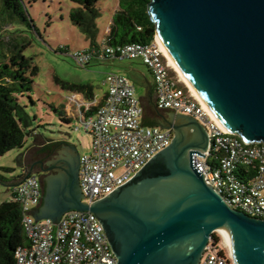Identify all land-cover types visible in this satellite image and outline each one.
<instances>
[{
	"label": "water",
	"instance_id": "obj_1",
	"mask_svg": "<svg viewBox=\"0 0 264 264\" xmlns=\"http://www.w3.org/2000/svg\"><path fill=\"white\" fill-rule=\"evenodd\" d=\"M147 13L155 40L221 126L264 144V0H150ZM141 100H151L149 91ZM157 110L168 115L167 126L157 127L173 132L171 144L92 205L83 202L74 146L41 147L57 156L44 164L50 174L33 218L58 223L66 212H90L117 264H198L214 231L236 264H264V219L230 208L193 165L208 146L201 124Z\"/></svg>",
	"mask_w": 264,
	"mask_h": 264
},
{
	"label": "built area",
	"instance_id": "obj_2",
	"mask_svg": "<svg viewBox=\"0 0 264 264\" xmlns=\"http://www.w3.org/2000/svg\"><path fill=\"white\" fill-rule=\"evenodd\" d=\"M76 65L87 67L93 58L139 60L153 77L157 109L191 117L206 132L204 158L193 155V165L232 209L264 219V144H248L226 131L169 65L155 37L148 45H107L106 37L91 48L71 53ZM100 100L74 93L79 121L91 137L90 152L79 157V187L83 202L92 205L128 182L155 154L169 146L173 132L143 124L145 109L130 81L108 75ZM68 102V104H69ZM96 107L92 115L88 111ZM245 169L244 179L239 170ZM43 198L41 178L24 177L11 188L9 201L21 206V224L28 246L16 249L15 264H117L106 233L90 212H66L58 223L36 221L33 207ZM198 264H236L221 233L214 231Z\"/></svg>",
	"mask_w": 264,
	"mask_h": 264
},
{
	"label": "rangeland",
	"instance_id": "obj_3",
	"mask_svg": "<svg viewBox=\"0 0 264 264\" xmlns=\"http://www.w3.org/2000/svg\"><path fill=\"white\" fill-rule=\"evenodd\" d=\"M21 2L33 27L29 28L15 18L1 30L0 38L4 42L12 39L20 47L25 46L23 55L32 60V64L37 67V74L33 78L32 91L18 98L26 114L28 135L25 146L0 157V175L7 179L28 172L27 169L24 172L22 166L27 167L35 159H43L44 164L49 159H55L56 148L39 152L46 141L50 143L49 140L68 141L76 147L79 155L90 152L91 137L79 121V109L68 100L74 93L63 89L55 78L68 84L92 86L96 100H100L106 92L103 81L111 74L126 77L135 86L139 98L145 96L143 83H153L151 73L139 60L93 58L87 67L76 65L71 53L88 49L90 42L69 21V12L75 7L70 0ZM117 7L118 0H99L96 3L99 12L96 20V44L105 37ZM6 17L0 0V24ZM1 54H6L5 46H0V60L3 59ZM144 104L147 106L146 100ZM145 114L147 115V111ZM24 149H28L27 152ZM10 191V187L0 183V204L10 200Z\"/></svg>",
	"mask_w": 264,
	"mask_h": 264
},
{
	"label": "trees",
	"instance_id": "obj_4",
	"mask_svg": "<svg viewBox=\"0 0 264 264\" xmlns=\"http://www.w3.org/2000/svg\"><path fill=\"white\" fill-rule=\"evenodd\" d=\"M75 7L69 12V21L78 27L90 42L89 48L96 46L97 34L96 20L99 12L96 3L99 0H70ZM3 10L7 14L0 24V32L10 25L11 20L17 18L29 28L33 27L28 18L21 0H1ZM150 0H118V7L112 16L109 32L105 35L107 45L122 46L126 44L148 45L155 35V24L147 13ZM0 46L6 49L0 60V157L14 149H23L28 132L26 130V114L24 107L19 104V96L32 91L33 78L37 74V67L32 60L23 55L25 46L8 39L4 42L0 38ZM57 84L67 91L82 94L86 99L92 100L93 87L85 84H68L55 78ZM153 91L151 100L144 106L145 112L152 109ZM96 107H92L87 115H92ZM143 124L153 126L146 120ZM45 148V147H44ZM245 169L239 170V177L244 179ZM23 177L20 176V179ZM15 178L7 179L0 175V183L9 186ZM28 240L21 224V206L18 203L6 201L0 204V264H15L14 253L17 248L28 246Z\"/></svg>",
	"mask_w": 264,
	"mask_h": 264
},
{
	"label": "flooded vegetation",
	"instance_id": "obj_5",
	"mask_svg": "<svg viewBox=\"0 0 264 264\" xmlns=\"http://www.w3.org/2000/svg\"><path fill=\"white\" fill-rule=\"evenodd\" d=\"M152 106H153L152 109L148 108L146 120L153 126H157V125L167 126V119H168L167 113L155 109L153 102H152ZM44 169H46V167L44 165L43 159H35L27 166V171H31L32 174L39 175L41 181L45 177H47V175L50 174V171L43 172L42 170ZM42 187H43V183H42Z\"/></svg>",
	"mask_w": 264,
	"mask_h": 264
},
{
	"label": "crops",
	"instance_id": "obj_6",
	"mask_svg": "<svg viewBox=\"0 0 264 264\" xmlns=\"http://www.w3.org/2000/svg\"><path fill=\"white\" fill-rule=\"evenodd\" d=\"M108 32H109V28L106 29L105 35H106ZM143 84H144L145 93L149 91V93H150V95H151V91H153V88H154L153 83H148V82L145 81ZM67 105H68V104H67ZM174 115H177V114L172 113L171 118H173ZM66 118H67V121H69V119H68L67 116H66ZM49 142H50V143H48V142L46 141L44 144L47 145V144H51V143H55V142H68V141H66V140H64V139H59V140H53V141H52V140H49ZM45 145H44V146H45ZM72 145H73V144H72ZM73 146H74V145H73ZM74 148H75V150H76V152H77V149H76L75 146H74ZM25 150H26V149H24V151H25ZM27 150H28V149H27ZM27 150H26L25 152H27ZM22 153H23V152H22ZM22 153H21V154H22ZM77 154L79 155L78 152H77ZM79 156H80V155H79ZM22 169H23V171L25 172L26 169H27V167L22 166ZM26 173H27V172H26ZM26 173L22 174L23 177H22L21 179H20V176H22V175H19V176H17V177H13V178H15V181H12V182H11V185H9L8 187L12 188L15 184H17L20 180H22V179L25 177ZM10 196H11V191H10Z\"/></svg>",
	"mask_w": 264,
	"mask_h": 264
},
{
	"label": "bare ground",
	"instance_id": "obj_7",
	"mask_svg": "<svg viewBox=\"0 0 264 264\" xmlns=\"http://www.w3.org/2000/svg\"><path fill=\"white\" fill-rule=\"evenodd\" d=\"M157 42V41H156ZM158 44V42H157ZM159 45V44H158ZM159 48L161 49L162 53L164 54V56L166 57V59L168 60L169 65L174 69V71L178 74V76L180 77V79L187 85V83L184 81V79L181 77V75L179 74V72L176 70V68L174 67V65L171 63V61L169 60L168 56L166 55V53L164 52V50L161 48V46L159 45ZM188 86V85H187ZM189 87V86H188ZM190 88V87H189ZM191 89V88H190ZM191 91L193 92V94L197 97V99H199L203 104L204 102L194 93V91L191 89ZM205 105V104H204ZM206 106V105H205ZM221 125V124H220Z\"/></svg>",
	"mask_w": 264,
	"mask_h": 264
}]
</instances>
